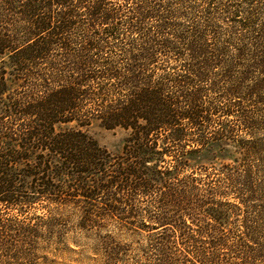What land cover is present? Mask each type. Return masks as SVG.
Masks as SVG:
<instances>
[{"label": "trees", "instance_id": "trees-1", "mask_svg": "<svg viewBox=\"0 0 264 264\" xmlns=\"http://www.w3.org/2000/svg\"><path fill=\"white\" fill-rule=\"evenodd\" d=\"M68 208L105 264H264V0H0V254Z\"/></svg>", "mask_w": 264, "mask_h": 264}, {"label": "rangeland", "instance_id": "rangeland-1", "mask_svg": "<svg viewBox=\"0 0 264 264\" xmlns=\"http://www.w3.org/2000/svg\"><path fill=\"white\" fill-rule=\"evenodd\" d=\"M74 126V123L58 125L57 129ZM83 129L97 141L100 147L114 155L122 153L125 141L129 136V132L122 128L106 129L98 122H94ZM228 150L233 149L228 148ZM216 155L218 156L219 152H216ZM214 157L213 147L200 158V161L205 166H219L221 162H231L235 157V153L228 154L226 151L222 153L221 159H214ZM239 158H241V156H239ZM247 159H249V157H247ZM250 161L253 162V160ZM231 201L233 202L234 199ZM46 212V210L37 208L33 214L41 215ZM57 212L67 224L62 243H59L57 236H53L51 240L46 239L45 241H39L36 248H34L29 255H22L19 253L13 255V258H6V256L3 257V254H0V264H105L104 252L98 248L100 244L98 236L80 228V214L72 208L58 211L54 210V213ZM33 214L30 215L32 218L35 217ZM18 219L23 220L22 217H18ZM105 233L106 232H103V234ZM113 236L116 242L129 245L132 249L130 254L133 255L138 245L136 240L134 242L133 238H130V235L125 232L122 234L114 232Z\"/></svg>", "mask_w": 264, "mask_h": 264}]
</instances>
